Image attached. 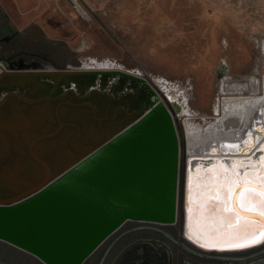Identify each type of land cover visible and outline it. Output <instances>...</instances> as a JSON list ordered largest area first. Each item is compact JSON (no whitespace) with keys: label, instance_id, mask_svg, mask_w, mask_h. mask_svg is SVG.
Here are the masks:
<instances>
[{"label":"water","instance_id":"95a60500","mask_svg":"<svg viewBox=\"0 0 264 264\" xmlns=\"http://www.w3.org/2000/svg\"><path fill=\"white\" fill-rule=\"evenodd\" d=\"M16 62L0 56V257L83 264L127 221L200 257L231 251L159 227L179 212L180 105L169 92L122 69Z\"/></svg>","mask_w":264,"mask_h":264},{"label":"rangeland","instance_id":"374dc122","mask_svg":"<svg viewBox=\"0 0 264 264\" xmlns=\"http://www.w3.org/2000/svg\"><path fill=\"white\" fill-rule=\"evenodd\" d=\"M77 1L86 18L68 0H12L4 4L10 13L0 5V40L9 39L0 56L23 59L14 64L19 68H97L108 62L137 72L161 94L172 91L182 104V116L173 115L180 185L178 219L167 227L182 234L186 127L219 129L228 117L224 97L245 96L253 88L263 95L264 0Z\"/></svg>","mask_w":264,"mask_h":264},{"label":"bare ground","instance_id":"6f19581e","mask_svg":"<svg viewBox=\"0 0 264 264\" xmlns=\"http://www.w3.org/2000/svg\"><path fill=\"white\" fill-rule=\"evenodd\" d=\"M73 1L74 9L86 18L85 16H87V13L85 9L77 0ZM28 67L31 68L35 66L31 64ZM106 69L120 68L107 67ZM262 84L263 95L256 96V92L253 91V88L251 89L252 91L249 92L250 94L245 96L224 97L223 114H228L226 115V117H228L224 123L222 122L219 129L210 130L208 127L206 128V132H201L199 128H196L197 126L186 127L188 160L184 169L182 188L181 233L185 240L201 249L235 251L257 246L255 244L249 247H235L224 242L223 237L213 238L209 235L210 230L217 227L219 222L210 214L209 208L207 207V189L213 183V179L209 178L207 170L213 169V175L219 174L222 170L217 163L218 161H223L225 165H229L233 160L250 157L252 161L255 162L261 155L260 152L252 153V151L257 145L260 147L261 144H264V83ZM168 92L171 100L177 101L180 105L178 116L181 117V103L177 100V97L172 91ZM184 114H186V112H184ZM249 133H251V137H249ZM249 139H251V143L254 147L251 152L247 153V157H245V154L242 152L237 153L226 147L231 144H239L241 148H243V141ZM194 158H207V161H196ZM244 172L245 169L241 168V175H243ZM248 180L253 184H264V179L258 176L253 177L250 175L248 176ZM237 191H239V189H237ZM256 235L259 237V231L256 232ZM263 239L264 238H261V241ZM247 242L248 241L243 238L237 241V243ZM202 243L205 245L204 247H201ZM213 244L215 246H212Z\"/></svg>","mask_w":264,"mask_h":264},{"label":"snow or ice","instance_id":"6c2138e0","mask_svg":"<svg viewBox=\"0 0 264 264\" xmlns=\"http://www.w3.org/2000/svg\"><path fill=\"white\" fill-rule=\"evenodd\" d=\"M243 145V148L239 144L226 147L245 155L254 147L251 139L243 141ZM257 151L261 155L255 162L250 157L233 160L229 165L218 161L222 170L219 174L213 175V169L207 170L209 178L213 179L207 189V207L219 222L217 227L210 230L209 235L213 238L223 237L224 242L235 247L259 244L262 242L261 238H264V184H253L248 180L250 175L264 179V144ZM241 168L245 169L243 175L240 173ZM257 231L260 233L259 237L256 235ZM242 238L248 242L237 243ZM204 246L202 243L201 247Z\"/></svg>","mask_w":264,"mask_h":264},{"label":"flooded vegetation","instance_id":"af4514ba","mask_svg":"<svg viewBox=\"0 0 264 264\" xmlns=\"http://www.w3.org/2000/svg\"><path fill=\"white\" fill-rule=\"evenodd\" d=\"M167 226L159 227L175 236L182 235ZM107 248L101 264H264V239L249 249L212 252L215 258H205L184 251L155 228L134 221L125 222L83 264H98Z\"/></svg>","mask_w":264,"mask_h":264},{"label":"crops","instance_id":"0c3cea01","mask_svg":"<svg viewBox=\"0 0 264 264\" xmlns=\"http://www.w3.org/2000/svg\"><path fill=\"white\" fill-rule=\"evenodd\" d=\"M5 2H7V3L9 2V4H10V3H12V0H0V5H1L2 8L4 9V11H5L6 13H10V12H9V9H7L6 5H4ZM42 30H43V32H44L45 34H49V33H50V30L47 31V29H46L45 27H42Z\"/></svg>","mask_w":264,"mask_h":264},{"label":"built area","instance_id":"2783aa9c","mask_svg":"<svg viewBox=\"0 0 264 264\" xmlns=\"http://www.w3.org/2000/svg\"><path fill=\"white\" fill-rule=\"evenodd\" d=\"M73 5H74V1H73ZM108 64H109L108 62H105V64H101V66L100 67H97V68L98 69H106L107 67H112V66H108ZM131 72H133V71H131ZM134 73L138 74L137 72H134ZM138 75H140V74H138Z\"/></svg>","mask_w":264,"mask_h":264}]
</instances>
